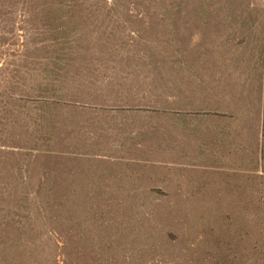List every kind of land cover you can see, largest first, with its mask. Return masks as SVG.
Returning a JSON list of instances; mask_svg holds the SVG:
<instances>
[{"label": "rangeland", "instance_id": "374dc122", "mask_svg": "<svg viewBox=\"0 0 264 264\" xmlns=\"http://www.w3.org/2000/svg\"><path fill=\"white\" fill-rule=\"evenodd\" d=\"M164 75L244 129L179 193L150 188ZM0 264H264V0H0Z\"/></svg>", "mask_w": 264, "mask_h": 264}, {"label": "crops", "instance_id": "0c3cea01", "mask_svg": "<svg viewBox=\"0 0 264 264\" xmlns=\"http://www.w3.org/2000/svg\"><path fill=\"white\" fill-rule=\"evenodd\" d=\"M206 79L180 75L150 78V82H162L164 97L161 112L150 108V114H162L154 135L150 132V164H164L163 175H150V188L179 193L188 185L181 170H234L228 164L236 161V152L243 156V141L237 140L236 132L243 133L244 129L236 125L231 113L212 108L211 100L204 101V96L210 99L204 93L220 90ZM196 184L204 188L209 182L198 180Z\"/></svg>", "mask_w": 264, "mask_h": 264}]
</instances>
